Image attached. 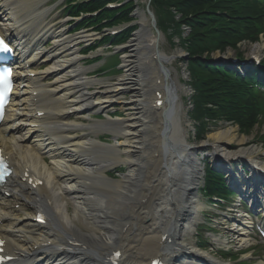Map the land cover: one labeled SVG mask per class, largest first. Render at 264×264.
<instances>
[{
	"label": "bare ground",
	"instance_id": "bare-ground-1",
	"mask_svg": "<svg viewBox=\"0 0 264 264\" xmlns=\"http://www.w3.org/2000/svg\"><path fill=\"white\" fill-rule=\"evenodd\" d=\"M43 3L4 1L13 18L31 32L34 46L48 36L55 42L54 51L35 50L19 67L24 87L17 93L15 115L21 120L6 128L9 136L0 131V146L13 165V177L5 186L9 197L0 200L6 255L33 261L43 258L39 252L45 250L50 252L43 259L46 264H150L155 257L168 264H227L199 251L192 241L191 228L201 208L192 192L204 169L196 155L199 147L189 146L171 58L161 52L155 59L153 43L148 39L145 49L140 31L125 47L122 74L114 82L83 78L87 70L75 64L71 45L91 36L81 34L61 45L60 30L46 22ZM140 20L146 29V17ZM48 59L53 62L41 77L52 76V83L41 85L40 75L26 76L27 67ZM26 84L36 90L34 99ZM159 91L162 98L168 96L160 108L155 105ZM115 104L123 116L110 117ZM90 106L106 119L86 117L91 112L85 107ZM41 107L47 114L39 118ZM234 131L217 130L208 139L227 154ZM105 132L115 142L99 141ZM120 164L126 172L109 177ZM37 211L46 214L44 226L32 221Z\"/></svg>",
	"mask_w": 264,
	"mask_h": 264
},
{
	"label": "trees",
	"instance_id": "trees-1",
	"mask_svg": "<svg viewBox=\"0 0 264 264\" xmlns=\"http://www.w3.org/2000/svg\"><path fill=\"white\" fill-rule=\"evenodd\" d=\"M105 2L88 0L79 7L82 11L100 10ZM154 3L156 7L164 8V26L174 30L181 46L188 52L192 86L196 92L193 117L200 125L206 120H233L241 132L248 133L263 113L256 108V100L241 92L245 89L241 80L223 66L206 62L202 55L214 50L224 52L228 47L238 51L239 41H256L258 37L253 33L264 31V17L260 16L264 12V3L256 0H154ZM129 13L130 10L124 9L112 19L113 13L102 10L97 24L101 28L105 25L104 20L107 24L128 20ZM250 17L260 24L259 28ZM182 25L190 27L187 36L182 35ZM126 37L119 36L115 42H122Z\"/></svg>",
	"mask_w": 264,
	"mask_h": 264
},
{
	"label": "rangeland",
	"instance_id": "rangeland-1",
	"mask_svg": "<svg viewBox=\"0 0 264 264\" xmlns=\"http://www.w3.org/2000/svg\"><path fill=\"white\" fill-rule=\"evenodd\" d=\"M140 3H141V6L138 7V11L139 12H145V9H146V0H138ZM44 4L43 6H48V5H51L52 7H56L58 5H61V3L63 2V0H44ZM58 10L57 11H54L53 13L55 15L58 14ZM94 37L96 38L97 35L96 34H93ZM174 40V39H173ZM176 41V40H175ZM129 42V41H128ZM126 43L124 45V47H120L121 50H127V48H125L126 46H128L129 43ZM109 47V46H107ZM106 47V48H107ZM160 47L168 54V55H171V56H175L176 59L173 61L172 65H170V68L172 69V72L173 74L177 75L181 84H182V87L181 88V91H182V96H183V110L186 111V118L184 119V123H185V126L187 127L188 129V135H189V143L191 146H195V147H203L201 150H198L196 152V154L199 156V158L201 160H203V157L206 155V154H209L210 152V148L208 145L206 144H211L209 139H208V134L206 135V138L204 140H201V141H196L195 140V136H194V129H193V126H192V123L191 121L189 120V116H188V113L191 109V106H190V103H189V98H190V95L192 94V90L190 89V87L188 85H186V83H188L189 81V74L186 70V64H185V61H183V57H185V53L178 47V46H172L169 39H168V34L167 32H165L163 34V37L161 38V41H160ZM239 50L240 52H242L243 54V58H247V56L249 55V53L253 52V50H260V54L264 53V34L261 35L260 37V40H259V43H249V42H241L239 44ZM110 51V50H109ZM109 51H104V53L107 55L111 54L112 52H109ZM103 51L100 49L99 50V53H102ZM109 53V54H108ZM216 58H223L224 56L221 54V55H218L216 53H214ZM225 56H233L235 53L233 50L231 49H228L225 53ZM182 59V60H181ZM122 61V56L120 57L119 61H118V68L117 69H120V74H122V66H121V61ZM103 59L98 62L97 64L95 65H91L92 69L96 68L97 66L101 65L103 63ZM115 64V61H114V57H111V58H108L107 59V65L108 66H114ZM173 66V67H172ZM174 68V69H173ZM143 70V69H141ZM119 74V75H120ZM118 76L117 75H114L112 74V71H110L109 73H104L102 76H100V78L104 81H109V82H114L116 80ZM125 97H128V96H125ZM118 107V106H117ZM117 107H114V109H117ZM105 118V117H104ZM229 127H232L235 131H234V134H235V138L233 139V141L231 142L230 146L233 148V151L232 152H236L242 148H246L247 145H249V143H253L252 145L248 146L246 149H249L251 147H256L258 148L257 151L260 150V147L264 148V144H261L260 142L257 141V138L260 137V134L264 132V125L258 127L255 126V128L253 130H251L247 135H244V134H241L240 131L238 130V127H236L235 125H230L228 123H223V122H220L218 124H216V126H212V131L215 132L217 130H225ZM212 133V132H210ZM244 138L243 141H241V139ZM108 142H115L113 139H109L107 138L106 139ZM206 141V143H205ZM255 143V144H254ZM257 144V145H256ZM206 145V146H205ZM211 158V157H210ZM120 167L121 168H124V165L120 164ZM114 171V170H112ZM126 172V171H125ZM117 176H120L117 174ZM202 183V181H201ZM233 197V195H232ZM256 240V239H255ZM261 241H259L258 239L254 242L255 245L253 247H251L250 249L252 250H255V251H260L262 250L261 249V244H260ZM244 253V252H243ZM261 254V253H260ZM244 256V255H243ZM241 255L240 258L244 259ZM229 262V260H226ZM244 261H234L233 263L235 264H242ZM258 261L254 260V261H249V262H245L243 264H257Z\"/></svg>",
	"mask_w": 264,
	"mask_h": 264
},
{
	"label": "snow or ice",
	"instance_id": "snow-or-ice-1",
	"mask_svg": "<svg viewBox=\"0 0 264 264\" xmlns=\"http://www.w3.org/2000/svg\"><path fill=\"white\" fill-rule=\"evenodd\" d=\"M11 49L4 43L3 39H0V52H10ZM5 82H7V75L4 77Z\"/></svg>",
	"mask_w": 264,
	"mask_h": 264
}]
</instances>
